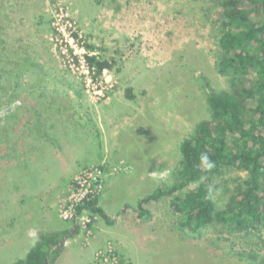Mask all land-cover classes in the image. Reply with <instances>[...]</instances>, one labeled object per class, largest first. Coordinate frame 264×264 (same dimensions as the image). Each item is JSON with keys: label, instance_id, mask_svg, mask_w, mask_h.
<instances>
[{"label": "rangeland", "instance_id": "rangeland-1", "mask_svg": "<svg viewBox=\"0 0 264 264\" xmlns=\"http://www.w3.org/2000/svg\"><path fill=\"white\" fill-rule=\"evenodd\" d=\"M215 8L213 0H0V57L9 68L31 62L6 76L0 98V264L23 257L41 230L63 228L49 264H254L242 256L257 241L264 247V228L191 233L178 226L170 196L144 203L147 219L131 208L174 182L180 141L209 116L205 80L227 87L216 68ZM83 41L111 63L98 81ZM117 138L122 151L112 154L106 145ZM84 171L92 172L87 188L77 183ZM244 176L227 170L217 179V208ZM89 190L112 223L76 213Z\"/></svg>", "mask_w": 264, "mask_h": 264}, {"label": "trees", "instance_id": "trees-1", "mask_svg": "<svg viewBox=\"0 0 264 264\" xmlns=\"http://www.w3.org/2000/svg\"><path fill=\"white\" fill-rule=\"evenodd\" d=\"M213 4V25L219 30L216 68L227 87L215 90L205 80L201 88L209 116L199 120L193 132L180 141L174 182L160 183L131 208L138 218L147 219L150 212L144 203L170 196L169 207L177 214L178 226L191 233L215 224L250 233L264 228V0H213ZM71 35L80 40L77 32ZM80 45L86 50L83 60L89 77L98 81L111 63L95 52L92 43ZM72 60L78 63L77 55L72 54ZM29 61L23 57L9 68L0 57V98L6 76L23 75ZM227 170L245 176L234 189H225L231 193L219 209L214 200L217 179ZM127 207L125 204L118 213ZM82 209L97 213L107 223L114 220L99 205L97 194H88L75 206L76 213ZM68 232L67 228L41 230L25 255L11 264H43L47 255L52 262L61 249L54 246ZM254 247L242 257L264 264V247L260 241Z\"/></svg>", "mask_w": 264, "mask_h": 264}, {"label": "crops", "instance_id": "crops-1", "mask_svg": "<svg viewBox=\"0 0 264 264\" xmlns=\"http://www.w3.org/2000/svg\"><path fill=\"white\" fill-rule=\"evenodd\" d=\"M121 136V135H120ZM106 143V142H105ZM108 148H110L109 149V151H111L112 152V154L114 153V150L117 148L118 150L120 149L121 151H122V146L118 143V138L117 139H114V140H109V142H108V144L106 145ZM101 147H102V143H101ZM129 152V151H128ZM88 156H92V154H89ZM88 156L87 157H85L83 160V162H85V161H87V162H93V161H95V159H101L102 158V154H100L97 158H93V157H89L88 158ZM71 167H69V168H71V172H74L75 171V166H72V165H70ZM58 167V169L59 170H63V169H65L64 168V166L62 165V164H60L59 166H57ZM45 168H48L49 169V166H47V167H45ZM67 175H69V174H67ZM115 181H117V180H115L114 178H112V179H110V181H108V186H114L115 185ZM114 191H115V189H114ZM126 191V190H125ZM129 191H130V189H129ZM106 196V195H105ZM103 209H104V211L106 212V214H108L109 216H112V213L113 212H110V209H109V206L108 205H106V204H103L102 205V203H100L99 204ZM117 214H118V212H117Z\"/></svg>", "mask_w": 264, "mask_h": 264}, {"label": "built area", "instance_id": "built-area-1", "mask_svg": "<svg viewBox=\"0 0 264 264\" xmlns=\"http://www.w3.org/2000/svg\"><path fill=\"white\" fill-rule=\"evenodd\" d=\"M91 177H92V172H85L84 171L83 173H81L78 176L79 179H78L77 183L80 186H85L86 185L85 188H87V187H89V182L88 181L90 180ZM91 193L95 194V192H93L92 190L86 191L85 195L80 199V201L77 204H79L83 200V198H85V196H87L88 194H91Z\"/></svg>", "mask_w": 264, "mask_h": 264}, {"label": "water", "instance_id": "water-1", "mask_svg": "<svg viewBox=\"0 0 264 264\" xmlns=\"http://www.w3.org/2000/svg\"><path fill=\"white\" fill-rule=\"evenodd\" d=\"M65 238H66V237L64 236V237L62 238V240H61L58 244H56V245L54 246V248H57V247L61 246V245L63 244ZM49 261H50V259H49L48 255H47V256H46V259H45V261H44L43 264H49Z\"/></svg>", "mask_w": 264, "mask_h": 264}]
</instances>
